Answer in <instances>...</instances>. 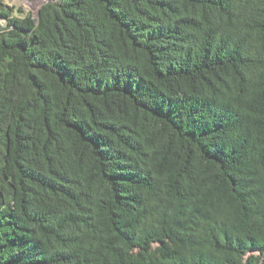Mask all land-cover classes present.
<instances>
[{
	"label": "trees",
	"instance_id": "trees-1",
	"mask_svg": "<svg viewBox=\"0 0 264 264\" xmlns=\"http://www.w3.org/2000/svg\"><path fill=\"white\" fill-rule=\"evenodd\" d=\"M0 17V264H264V0Z\"/></svg>",
	"mask_w": 264,
	"mask_h": 264
},
{
	"label": "rangeland",
	"instance_id": "rangeland-1",
	"mask_svg": "<svg viewBox=\"0 0 264 264\" xmlns=\"http://www.w3.org/2000/svg\"><path fill=\"white\" fill-rule=\"evenodd\" d=\"M46 0H0V8H10L13 15L37 17L40 8ZM0 25L5 26L6 21L0 17Z\"/></svg>",
	"mask_w": 264,
	"mask_h": 264
}]
</instances>
